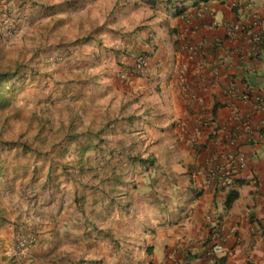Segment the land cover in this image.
I'll use <instances>...</instances> for the list:
<instances>
[{
    "label": "crops",
    "instance_id": "obj_1",
    "mask_svg": "<svg viewBox=\"0 0 264 264\" xmlns=\"http://www.w3.org/2000/svg\"><path fill=\"white\" fill-rule=\"evenodd\" d=\"M123 8L116 25L130 32L116 47L144 55L149 71L104 86L103 128L84 147L81 186L70 174L58 188L45 159L24 167L39 177L28 217L41 224L39 239L69 235L104 250L107 238L117 240L122 258L105 264H171L172 256L180 264H264V111L253 101L264 98V0H127ZM233 22L243 26L236 38L226 31ZM250 32L262 37L255 53ZM121 60L133 71V58ZM247 87V100L230 93ZM231 152L246 157L241 176L229 187L207 185L208 164ZM16 199V213L3 217L18 224L28 203ZM11 236L0 225V250L10 253ZM217 240L223 252L207 257Z\"/></svg>",
    "mask_w": 264,
    "mask_h": 264
},
{
    "label": "rangeland",
    "instance_id": "obj_2",
    "mask_svg": "<svg viewBox=\"0 0 264 264\" xmlns=\"http://www.w3.org/2000/svg\"><path fill=\"white\" fill-rule=\"evenodd\" d=\"M123 2L127 0H0V77L6 78L0 82V225L12 229L13 244L10 253L0 250L1 264H105L122 258L121 244L109 238L105 250L87 239L70 243L69 235L40 240L41 224L28 219L36 213L39 177L24 167L35 170L45 159L47 177L58 188L59 177L70 174L82 185L84 147L89 135L103 128L97 112L110 91L104 92V86L136 74L134 66L130 71L131 65L121 60L129 56L135 63V55L116 47L118 38L130 32L116 25L120 15L128 14L125 8L119 11ZM39 187L44 189V183ZM16 195L28 203V222L4 219L7 212L16 213L10 205L17 203ZM53 222L60 224L58 216ZM19 237L29 243L18 246Z\"/></svg>",
    "mask_w": 264,
    "mask_h": 264
},
{
    "label": "built area",
    "instance_id": "obj_3",
    "mask_svg": "<svg viewBox=\"0 0 264 264\" xmlns=\"http://www.w3.org/2000/svg\"><path fill=\"white\" fill-rule=\"evenodd\" d=\"M215 26L216 23L213 22ZM243 30V26L239 22H233L226 27L227 34L230 38H236L238 34ZM261 35L258 33L250 32V41L251 52H257L259 49V44L261 43ZM192 50V47H189ZM134 72L138 75L147 74L149 71L148 63L142 54H137L134 57ZM237 92V94L241 95L243 100L249 99V95L251 94V90L247 88L243 89L238 93V90L234 89L230 91L233 95ZM253 101L259 104L261 110L264 111V98L260 93L253 95ZM206 170V184L207 185H219L220 187H229L232 186L237 177L241 176L243 170L246 167V157L242 152H231L227 153L224 156V159L221 162H211L208 164ZM247 179L251 177L249 175L246 176ZM18 246L25 247L29 240L25 237L18 238ZM223 252L222 242L217 240L214 243H210L206 249V256L209 258L215 257V255L220 254ZM171 264H180V261L175 257L172 256Z\"/></svg>",
    "mask_w": 264,
    "mask_h": 264
},
{
    "label": "trees",
    "instance_id": "obj_4",
    "mask_svg": "<svg viewBox=\"0 0 264 264\" xmlns=\"http://www.w3.org/2000/svg\"><path fill=\"white\" fill-rule=\"evenodd\" d=\"M3 79H6V78H1V77H0V82H1ZM235 195H236V192H231L230 198L227 199V203L230 201V199H233V197H235Z\"/></svg>",
    "mask_w": 264,
    "mask_h": 264
}]
</instances>
